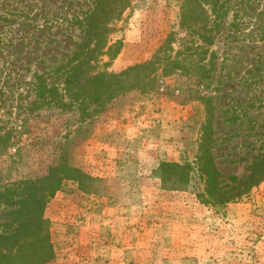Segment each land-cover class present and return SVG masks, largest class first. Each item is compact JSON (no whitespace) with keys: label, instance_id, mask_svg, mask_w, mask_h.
<instances>
[{"label":"rangeland","instance_id":"1","mask_svg":"<svg viewBox=\"0 0 264 264\" xmlns=\"http://www.w3.org/2000/svg\"><path fill=\"white\" fill-rule=\"evenodd\" d=\"M95 1L0 0V193L63 165L81 173L44 210L55 264H264V182L239 186L264 153V0H224L226 14L211 15L214 45L194 38L201 57L179 27L185 0H131L111 26L119 57L101 58L98 71L146 63L173 34L174 53L203 59L205 78L159 73L152 91L103 106H38L36 76L63 93L60 75ZM209 124L223 193L243 192L216 208L198 167ZM164 162L191 167L187 189L163 186ZM7 223L0 208V234Z\"/></svg>","mask_w":264,"mask_h":264},{"label":"trees","instance_id":"2","mask_svg":"<svg viewBox=\"0 0 264 264\" xmlns=\"http://www.w3.org/2000/svg\"><path fill=\"white\" fill-rule=\"evenodd\" d=\"M131 5V0H96L94 8L85 15L79 24L83 30L81 43L64 67L63 93L56 86H49L43 76H36L35 87L38 106L67 105L65 99L75 102L90 99L92 103L103 106L114 101L119 94L139 90L148 93L153 90L159 73L169 77L182 71L195 74L202 81L205 78L206 66L200 61H193V54L184 56L185 50L174 53V35H170L158 49L152 59L146 63L128 68L116 74L106 70L98 71L101 58L119 57L122 43H111L112 25L118 22L122 14ZM208 8V9H207ZM226 14L224 0H185L181 7V24L189 39L187 51H198L197 55L207 54L204 47H196L197 41L206 47L214 45L212 35L208 33L211 15L215 21ZM197 37V41L194 39ZM195 51V52H196ZM174 54V55H173ZM60 72L58 68L56 74ZM199 80V82H201ZM212 125L204 129L200 145L199 170L204 178L205 190L203 199L206 203L223 206L232 202L243 192L227 195L221 187V173L214 164L211 153L213 142ZM191 167L176 163H162L156 173L163 186L170 191L188 188L191 182ZM81 173L75 168L63 165L50 170L49 174L36 181L20 183L16 189H7L0 193V208L6 209L8 223L6 232L0 234V264H49L55 260V248L51 239L49 222L44 217L47 203L57 191L63 188L66 180L79 181ZM231 180H237L231 177ZM264 182V153L259 155L250 167L249 176L239 186L245 190Z\"/></svg>","mask_w":264,"mask_h":264},{"label":"crops","instance_id":"3","mask_svg":"<svg viewBox=\"0 0 264 264\" xmlns=\"http://www.w3.org/2000/svg\"><path fill=\"white\" fill-rule=\"evenodd\" d=\"M52 263V262H51ZM51 263H49V264H51ZM52 264H55V263H52Z\"/></svg>","mask_w":264,"mask_h":264}]
</instances>
